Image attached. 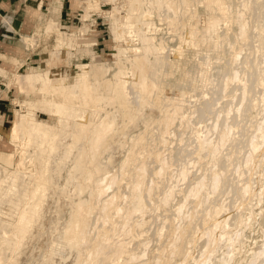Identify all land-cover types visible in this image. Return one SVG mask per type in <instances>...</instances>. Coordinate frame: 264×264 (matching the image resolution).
Returning a JSON list of instances; mask_svg holds the SVG:
<instances>
[{
	"label": "bare ground",
	"instance_id": "obj_1",
	"mask_svg": "<svg viewBox=\"0 0 264 264\" xmlns=\"http://www.w3.org/2000/svg\"><path fill=\"white\" fill-rule=\"evenodd\" d=\"M117 1L86 0L84 8L103 12L101 3L110 6L113 66L92 59V40L64 34L50 22L43 34L54 36L51 55L66 56L70 80L67 69L41 64L13 75L14 87L25 88L26 99L13 102L19 117L10 133L26 144L31 160L25 164L19 153L18 164L9 167L16 150L8 155L0 150V164L13 174L19 193L9 212L0 199V264H26L30 250L37 259L43 245L44 256L34 264H264V0ZM157 20L167 25L169 36H177L178 47L162 39L167 30L157 27ZM85 32L82 27L79 33ZM224 45L228 52L223 54ZM185 53L197 59V79L190 78L191 87L177 79L170 94L162 78L166 69L180 68ZM83 56L86 63L79 62ZM10 59L16 68L23 65ZM214 66L219 77L210 85ZM163 98L170 108L162 106ZM192 98L197 104L186 108ZM38 110L48 111L54 122L36 119ZM156 122L165 136L172 134L173 144L169 158L155 155V174H165L174 159L182 163L175 182L184 186L165 188L159 201L152 197L158 184L145 182L144 162L151 156L146 129ZM138 125L145 132L131 134ZM172 125L176 132H170ZM112 164L121 178L109 170ZM67 186L76 200L64 194ZM174 196L172 216L178 223L162 222L155 229L159 244L150 250L143 232L133 231L148 219L150 201L169 207ZM93 216L101 224L92 227L95 237L89 242ZM111 218L119 223L115 235ZM125 237L138 238L136 248L130 249ZM7 252L15 254L7 258Z\"/></svg>",
	"mask_w": 264,
	"mask_h": 264
},
{
	"label": "rangeland",
	"instance_id": "obj_2",
	"mask_svg": "<svg viewBox=\"0 0 264 264\" xmlns=\"http://www.w3.org/2000/svg\"><path fill=\"white\" fill-rule=\"evenodd\" d=\"M118 1L116 2V4H118V3L122 4L124 2V0H121V1L118 0ZM36 2H37V5H36L35 10H28L27 9L28 12L26 11L27 13H25V15H24L23 24H19L20 30H19V28L16 30V28L14 27L15 25L13 23L11 16H9L6 19L7 21H4L2 24V26H5L7 31L10 30V32H5V31H3V29L0 28V32H1L0 33V39H4V41L9 42L8 46L12 48L11 50L8 49L10 52H6V51L0 52V59L3 56L2 58L6 61V63L0 62V67L3 68V69H1L2 71L0 70V72H1L0 73V137H1L0 138V150H2L4 155H8V153L13 154L14 149L16 150L14 152L15 155H13V157H12V161L14 163L11 164L12 163L11 162L10 163L11 165L9 167H11L12 165L14 166L15 164H18L17 161H19V157H18L19 153H20V155L22 154L21 158L25 164H28L31 160V158L29 157V154L28 153L25 154V150L27 149L26 144L22 143L18 136L15 137V136L11 135V133H10L11 125L19 117L17 111L15 110V104L13 102H14V100L15 101L17 100V101H21V103H22L23 100L26 99L25 95H23V93L26 89L24 88L23 91H19V90H17L16 87H14L15 86V76H13L14 73H17V72L18 73H25L26 71H28V69L30 67H37V66H39V64H41V65H43V67L45 69L57 68V69H60L61 72H63L65 69H67L68 73H69L68 81L70 80V76L72 74V70L70 69V65H68L66 63V60H65L66 56L63 53H60L57 57H54L53 55H51L52 49H53L52 46H53V37L54 36H53V34L44 35L43 34L44 26L50 22H55V23H58L63 28L64 34L74 33L77 36L92 40L93 45L90 47V51L92 52L91 53L92 59H94L95 61L104 62V63L108 64L109 66H113V62H114V59L112 58V55H111L112 47H113L114 43H113L112 33H111V25H112L111 22H112V20L110 18L111 14H109V11L111 10L109 5H106V3H101L100 9L103 12H100V11L97 12L98 10L95 9V10H90V11L88 10L89 11V12L87 11L89 13L88 14L84 9L86 0H36L32 4H36ZM42 4H45L44 7H42ZM61 7H62V9H61ZM199 10L200 11L202 10L201 7H199ZM63 11H65V14L67 15L66 18H64L66 15H64ZM165 12L166 11L163 10L161 12V14L164 15ZM61 13H62V16H60ZM83 14H85L84 20L82 19ZM4 16H7V15L1 16L0 23L2 22ZM161 24H162V22H159V20H157V27H160ZM162 26L164 27L165 30H167L166 24H162ZM82 27L86 28L87 33L85 32L84 35H81L79 33L80 30L82 29ZM167 32H168V30L163 32L165 37L162 39L165 42H168V44H169V45L167 44L168 46L175 47L177 45L176 47H178L179 45H178L177 36L170 32L171 33L170 34L171 37H170L168 35L169 33H167ZM4 34L6 36H4ZM164 35L162 34L161 37H163ZM166 35H168V36H166ZM172 37L174 38V40ZM171 39L173 42H171ZM167 40H169V41H167ZM82 47H83V44L77 45V48H82ZM220 52L223 54L227 53L228 52L227 45L222 46L220 48ZM48 53H50V54H48ZM189 56H191V57H189ZM192 56L193 55H187L186 53L183 55V57L179 63L181 69L179 68V65L177 66L178 68L174 67L171 71H169V69H166V73H168V75H167V78H165V77L162 78V83L166 88H168L169 91H171V92H169L170 94L174 93V87L176 85L175 82H177L176 81L177 79L180 82V80L182 78V80L184 81V84L190 85L189 87L192 86V83L190 82V78H191V81H193L194 78H195L194 80L197 79L196 78L197 77L196 71H198L199 65H198L197 59L194 56H193L194 58H192ZM11 57H15V58L19 59L20 61H22L23 65H21V67H19V68H16L15 66H13L15 64H14V62L11 61V59H10ZM184 59H187V60H184ZM194 59H196V60H194ZM183 60L187 61V62H183ZM87 61H88V59L85 56L79 58V62H81V63H86ZM195 61H196V63H195ZM33 63H35V64H33ZM187 65H188V67H187ZM214 67L211 70L212 73H210V80H211L210 85L214 84L215 80H217V78L219 77L218 76L219 75L218 67L217 66H214ZM175 71H178V72H175ZM185 75H186V77H185ZM178 76H180V78ZM192 76H194V77H192ZM184 77H185V79H184ZM137 95H138L137 93L134 94L135 101L138 100ZM131 97H133V95H131ZM166 98H163L162 106L168 105V107H169L170 101L169 100L166 101L168 99V98L167 99ZM191 100H192L191 103L185 102L186 108L189 107L188 105H192L191 108H193V106L195 104H197V103H194V100H195L194 98H192ZM150 105H151L150 108H152L153 105L151 103H150ZM24 109H26V108H24ZM152 109L154 111H157L155 106H153ZM46 112L45 111L42 112V111L38 110V112L35 113V118L38 120H43V121H46L47 123L52 124L54 122V119L52 116L50 117V114L48 111H46ZM157 118H158V115L155 114L156 120L154 119V121H157ZM207 123H209V121H207ZM151 126H153V127H151ZM136 128H138V129H133V131L131 130V134L137 135L138 133H141L144 130V128L141 125H138ZM170 129H171V131H170L171 133L176 132L177 126L172 125L170 127ZM163 131L164 130H163L162 126L159 125L158 122H156L153 125L152 124L149 125V127L146 129L147 136H145L146 137L145 143H146L147 147L149 148V150L151 152V156H152V157L150 156L148 158L145 157L146 161L144 160L145 166L147 169V176H146L145 182L147 184H151L150 181L153 180L154 182H156L158 184V187H159L158 189L155 190V192L152 196L154 201H159V198H161V194L165 188H168L169 186L172 187L174 185H177L178 188H181L183 186V182H182V184H179V183H181V181L175 182L178 180H177L176 176L174 175L180 169V167L182 165L181 162H178V161L172 159L173 161L171 160V162L169 163V166L171 164L170 169L172 171L170 169H167L168 171L161 176L155 174L159 169V162L156 160L155 155L157 153H160L161 156H165V157L169 158V152H170L172 144H173L172 134L165 136L167 134H163ZM144 132H145V130H144ZM149 133H150V136H148ZM148 137H149V139H148ZM162 138H164L166 141H168V143L166 145L161 144L160 140ZM79 147H81V146H79ZM162 150H163V152H162ZM28 152L30 153V150ZM124 153L121 154V157H123L125 155ZM106 158H107V155H103V157L101 159L102 164L104 162L103 165L107 164ZM148 159H149V161H148ZM32 160H34V159H32ZM6 161H8V159ZM73 161H74V159L72 156L69 158L68 165L70 166L73 163ZM4 163H6L8 165V162H4ZM85 163L87 165L90 164L88 160H86ZM132 164L127 169V171H128L127 175L129 174V171L132 172V168L135 167L136 162H134ZM188 167L191 168L189 165H188ZM108 168L112 173H115L117 175V177L121 178V174L118 170L117 164L109 165ZM67 169H68V166H66L65 169L61 173V179H60V183H59L60 187H63V185L65 184V180L67 178ZM134 170H135V168H134ZM154 176H156V177H154ZM174 176H175V178H174ZM125 177L127 178V176H125ZM124 181H126V180H123V182ZM33 185H34V183L29 185V189ZM122 186H124V185H122ZM69 190L70 189L67 186L65 188V193H64L66 196H68L69 194H70L69 196H71L72 193ZM122 191L124 193L126 191V189L124 188V189H122ZM18 195H19V193H18V188H17V182L13 178V174L9 170H8V172L4 171L3 166L0 164V199L3 198L2 201L3 200L5 201L1 205L2 210L5 212H9L11 209H13V206H14L13 204L19 203V201H18L19 196ZM72 196H73V199H75V200L77 199L76 194H74V195L72 194ZM83 197L86 198V197H88V195L85 193L83 195ZM154 201H152V202L154 203ZM152 202L150 201V205L151 204L152 205H151V209L149 210V213H150L149 217L146 220V222L144 223L146 225V227H144L145 225L143 224L141 226H138V228H135V230L133 231V234L136 236L138 234H140V232H143V237L146 238L147 241H149L148 248L150 250H152L153 248H155L159 244V243L157 244V241L159 242V238L155 235V232H156L155 229H159L160 226L163 224L162 222H165V220H166V222H165L166 225L168 223H170V221L172 224H174L175 221H176L175 224L178 223L177 220L174 218V216H172V209H173L172 207L175 206V204L177 202V198L175 196H174V198H172L170 200V202L168 204L169 207L166 206L163 208L162 207L158 208ZM20 203L22 205H24V203H26V200H23ZM155 208L157 209V211ZM52 209H54V207H52ZM61 217L63 219L67 218L68 217L67 211L63 212ZM173 218L175 219L174 221H172ZM2 219L6 220L5 218H2ZM114 219H112L109 222V225L112 224L111 227H113L112 228L113 229V235L116 234V228L119 227V223L117 222V219L116 218H114ZM149 219H150V221H149ZM167 219L169 220V222ZM95 220H96V218L93 216L92 220H91L92 224L90 226V232L91 233L89 234L90 235L89 242L93 241V239L95 237V230L94 229L92 230V227L94 228L95 225L99 226L101 224V221L96 222ZM132 220H135V218ZM132 223H134V221H132ZM133 238H134V240H132V238L130 239L128 237L124 238L125 239L124 241L129 244L130 247L129 246L128 247L130 249L136 248V242L135 241L138 238L137 239H136V237H133ZM150 239H151V244H150ZM33 245L36 246L35 243L32 244V246ZM20 250H21V248L19 250H15V251L18 252ZM14 252H7L6 257L10 258ZM30 252H31V250H30ZM30 252L27 255V258L25 260V263L27 262L26 264H34L36 262V260L41 261L43 256H44L43 254L45 253V246L43 245V247H41V250L39 251L37 259L32 258Z\"/></svg>",
	"mask_w": 264,
	"mask_h": 264
},
{
	"label": "crops",
	"instance_id": "obj_3",
	"mask_svg": "<svg viewBox=\"0 0 264 264\" xmlns=\"http://www.w3.org/2000/svg\"><path fill=\"white\" fill-rule=\"evenodd\" d=\"M35 1L34 0H0V18L2 15H7L3 17V20L7 21L6 19L9 16H11L13 23L15 25L14 27L16 28V30L18 28L20 30L19 24H23L24 15L25 13L28 12L27 9L35 10L37 2L36 4H32ZM44 5L45 4H42V7H44ZM63 13L64 15H66L65 11H63ZM60 16H62V13ZM66 17L67 15L64 18ZM0 28L3 29V31L5 32H10V30L7 31L5 26H0ZM4 36L6 35L4 34ZM8 43L9 42L4 41V39H0V52H5V51L10 52L8 49L11 50L12 48L8 46L9 45Z\"/></svg>",
	"mask_w": 264,
	"mask_h": 264
}]
</instances>
